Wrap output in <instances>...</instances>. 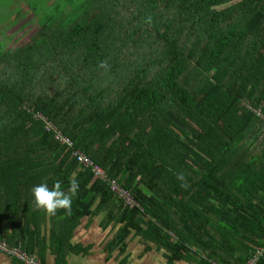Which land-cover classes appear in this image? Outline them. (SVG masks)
<instances>
[{"label": "trees", "instance_id": "trees-1", "mask_svg": "<svg viewBox=\"0 0 264 264\" xmlns=\"http://www.w3.org/2000/svg\"><path fill=\"white\" fill-rule=\"evenodd\" d=\"M72 10L56 7L36 36L0 50V188L19 199L28 184L59 180L68 192L75 178L71 215H56L106 209L102 227L117 229L105 249L124 251L134 230L170 264H244L264 248L263 122L243 104L264 110V0H81ZM0 239L34 253L23 235ZM50 245L57 264L66 247L86 252L60 229Z\"/></svg>", "mask_w": 264, "mask_h": 264}, {"label": "crops", "instance_id": "crops-1", "mask_svg": "<svg viewBox=\"0 0 264 264\" xmlns=\"http://www.w3.org/2000/svg\"><path fill=\"white\" fill-rule=\"evenodd\" d=\"M21 5L25 7L27 4L21 2ZM22 11L24 12L23 17H25L27 11L33 13V8L27 5L26 9L22 8ZM4 13H10V11ZM23 17L18 18L17 15L10 13L6 19L11 18L9 22L12 20L16 22L23 21ZM17 23L15 25L8 23L4 27L5 31H0V45L5 48L10 47L12 50L17 47H11L13 44V34L11 33ZM52 185L48 184L49 187ZM8 189V193H5L0 188V236L5 233L16 234L17 237L23 235L24 241H29L34 246L33 254L39 259L40 254L43 255L46 264H57L50 245L53 229L54 231L61 230L66 243L78 244L86 249L85 253H81L76 250L71 251L69 247H66L63 258L66 264H170L166 260L167 252L164 249L159 248L151 241H145L134 230H131L126 238L124 251L119 252L118 247L105 249V244L112 238L111 231L113 228L117 229V225L113 226L112 223L110 226L102 227L101 223L105 219L106 209H100L93 215L84 216L77 222H71L66 219L63 213H60L63 209H58L60 211L58 215L49 216L42 209L36 208L31 194V184H28V188L24 192L22 189L19 191L21 194L19 199L15 197L17 193L15 188ZM18 201L20 202L18 203ZM12 204L14 206L11 207ZM96 205L97 201L92 208ZM14 218L19 224L11 226V219ZM102 240L104 241L102 242ZM0 264H12L10 257L0 254ZM173 264L190 263L176 261Z\"/></svg>", "mask_w": 264, "mask_h": 264}, {"label": "rangeland", "instance_id": "rangeland-1", "mask_svg": "<svg viewBox=\"0 0 264 264\" xmlns=\"http://www.w3.org/2000/svg\"><path fill=\"white\" fill-rule=\"evenodd\" d=\"M81 0H0V31H5L4 27L10 23V25H15L17 22V25L14 26V30H12V37H13V44L11 47L19 46L30 40V38L37 35V31L39 29V25L44 24L45 21L49 16H53L55 12L56 7L63 8V11L65 15L70 11H73L72 9H76L77 5L79 4ZM21 2L26 3L30 7L33 8L32 11H27L25 15L27 16L23 17V7L21 5ZM10 11L11 15H17L18 18L23 17V21H16V22H9L11 21V18L6 19L7 16H9L10 13H4ZM28 13H30L28 15ZM71 17V16H70ZM1 51H11L12 49L5 48L3 45H0ZM263 130H264V124H263ZM109 224L108 226H110ZM116 231V228H113L112 236L114 232ZM101 241V240H100ZM104 240H102L103 242ZM108 241V239H107ZM102 242H100L102 244ZM101 248V247H100ZM118 256V254H117Z\"/></svg>", "mask_w": 264, "mask_h": 264}, {"label": "built area", "instance_id": "built-area-1", "mask_svg": "<svg viewBox=\"0 0 264 264\" xmlns=\"http://www.w3.org/2000/svg\"><path fill=\"white\" fill-rule=\"evenodd\" d=\"M243 104L246 108L251 110L264 124V110H262L260 107H253L249 102H246V101H244ZM39 117L42 118V116L40 115ZM42 119L45 120V118H42ZM46 122H47V125H46L47 128L53 127L54 132H55L54 138L57 141H59L61 144L72 146V142L67 136H64L60 131H57V128L54 127L47 120ZM72 154L76 157L77 161L81 165L90 168L95 178H98L102 181L107 182L110 189L113 192H115L117 196L121 198L125 204L131 205V206L137 205L136 201L134 200L133 195L129 191L120 187L115 179L108 177L105 170L101 166L96 164L92 159H90L86 154H84L82 151L77 150V149H74L72 151ZM263 251H264L263 247H257L255 252L252 254V256L244 264H255L259 256L262 255ZM0 254H3L10 258L12 257L16 258L24 262L25 264H44L34 254L27 253L20 246L11 245L2 239H0Z\"/></svg>", "mask_w": 264, "mask_h": 264}, {"label": "clouds", "instance_id": "clouds-1", "mask_svg": "<svg viewBox=\"0 0 264 264\" xmlns=\"http://www.w3.org/2000/svg\"><path fill=\"white\" fill-rule=\"evenodd\" d=\"M100 67L107 69L109 67L107 60L101 61ZM79 187V181L75 178L71 179L68 192L61 188L59 180L51 187L46 182L33 185L31 194L34 206L49 216L56 215L58 209H63L65 214L71 215L73 197L76 196Z\"/></svg>", "mask_w": 264, "mask_h": 264}]
</instances>
